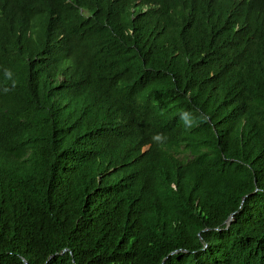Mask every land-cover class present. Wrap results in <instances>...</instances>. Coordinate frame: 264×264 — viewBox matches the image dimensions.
I'll list each match as a JSON object with an SVG mask.
<instances>
[{
    "label": "trees",
    "instance_id": "16d2710c",
    "mask_svg": "<svg viewBox=\"0 0 264 264\" xmlns=\"http://www.w3.org/2000/svg\"><path fill=\"white\" fill-rule=\"evenodd\" d=\"M0 264H264V0H0Z\"/></svg>",
    "mask_w": 264,
    "mask_h": 264
},
{
    "label": "clouds",
    "instance_id": "9594fccd",
    "mask_svg": "<svg viewBox=\"0 0 264 264\" xmlns=\"http://www.w3.org/2000/svg\"><path fill=\"white\" fill-rule=\"evenodd\" d=\"M179 118L183 123V126L186 130H190L193 127L199 126L201 123H207L210 119L208 114L203 112H192L189 110H182L179 113ZM152 141L156 143L158 146L166 142L167 137H165L162 133H155L151 137Z\"/></svg>",
    "mask_w": 264,
    "mask_h": 264
},
{
    "label": "water",
    "instance_id": "95a60500",
    "mask_svg": "<svg viewBox=\"0 0 264 264\" xmlns=\"http://www.w3.org/2000/svg\"><path fill=\"white\" fill-rule=\"evenodd\" d=\"M232 216L229 217V219L227 220V223H229L232 220Z\"/></svg>",
    "mask_w": 264,
    "mask_h": 264
}]
</instances>
